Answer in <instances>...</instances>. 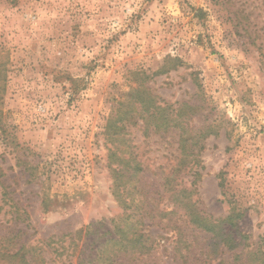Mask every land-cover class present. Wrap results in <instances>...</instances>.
I'll list each match as a JSON object with an SVG mask.
<instances>
[{
    "label": "rangeland",
    "instance_id": "obj_1",
    "mask_svg": "<svg viewBox=\"0 0 264 264\" xmlns=\"http://www.w3.org/2000/svg\"><path fill=\"white\" fill-rule=\"evenodd\" d=\"M136 70L148 77L134 83ZM138 83L174 114L188 107L185 135L138 121L121 142L105 138ZM181 136L195 142L193 167H176ZM113 151L141 164L147 252L98 247L122 214ZM181 188L212 221L243 211L222 233L234 249L190 223ZM90 223L97 233L77 234ZM260 252L264 0H0V264H264Z\"/></svg>",
    "mask_w": 264,
    "mask_h": 264
},
{
    "label": "trees",
    "instance_id": "obj_2",
    "mask_svg": "<svg viewBox=\"0 0 264 264\" xmlns=\"http://www.w3.org/2000/svg\"><path fill=\"white\" fill-rule=\"evenodd\" d=\"M197 11V10H196ZM173 61L180 63L177 57H172ZM180 65V64H178ZM173 66L176 67V64ZM163 70L167 69V66H162ZM132 80L134 83L137 81L143 82L148 75L144 71H133L131 72ZM185 106V105H184ZM188 108L187 106H185ZM185 107H181L175 112L171 110L170 105H161L155 95L151 94L147 87L137 84L136 86H129L128 90L119 96V99L112 106L111 111L106 119L104 126V135L108 141L121 142L124 132L129 125H137L140 121L141 124L138 126L143 129V133H147L148 129L152 127L154 131L165 130L166 128H178L183 131L185 135V128L182 116ZM152 130V131H153ZM193 146L195 142H192ZM188 139L182 136L179 140V149L181 150V158L179 159L176 167L187 168L188 166H194L197 164L195 155L192 154L191 149L194 148ZM123 152V151H122ZM120 152V153H122ZM114 158L117 161V167H110L111 175L113 177L112 185V195L115 200L118 201L120 208L122 209V214L117 217H113L109 220L110 226L112 228V233L114 237L105 239L103 242L98 244V247L104 248L109 242L113 244L117 252H137L138 254L147 252L151 249V244L148 245V238L139 227L142 225L143 215H140V209L146 207L144 200H138L135 196H139V178L138 173L141 170V164L136 158L131 159V155L127 158L123 155H117L114 151L110 153L109 158ZM110 158V159H111ZM134 162L131 166L130 162ZM137 161V162H136ZM125 167H132L131 172L127 171ZM194 182V181H193ZM222 186V182L219 183ZM170 186V184L168 185ZM172 188H168L169 191ZM188 190L181 188L174 198V201L180 202L182 206L187 211L188 217H190V223L194 224L196 227L202 228L206 233H214L218 237L223 235L224 243L229 249H234L239 243L232 239L230 232L222 234L224 232V226L230 225V227L235 226V221L243 215V211L233 207L232 211L228 216L219 221H212L210 218L204 215H198L192 210V205L186 194L184 192ZM191 192V190H189ZM141 203V204H140ZM143 204V205H142ZM93 224H88L85 227L78 230L77 234L84 236L97 233L92 226ZM95 230V231H94ZM109 232L106 231L100 236H104ZM215 235V236H216ZM214 236V237H215ZM18 251L13 254L12 257L16 256ZM262 258L264 259V252H260ZM22 264H27L21 256Z\"/></svg>",
    "mask_w": 264,
    "mask_h": 264
}]
</instances>
